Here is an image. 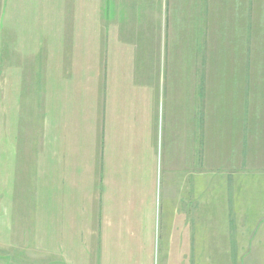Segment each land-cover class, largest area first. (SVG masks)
Returning <instances> with one entry per match:
<instances>
[{"label": "rangeland", "instance_id": "1", "mask_svg": "<svg viewBox=\"0 0 264 264\" xmlns=\"http://www.w3.org/2000/svg\"><path fill=\"white\" fill-rule=\"evenodd\" d=\"M12 1L0 0V17L2 12L3 17H7L5 9ZM87 1L69 0L65 18L72 22L63 24V30H66L63 37H54V41L59 40L53 52L47 53L40 42L32 50L24 43L16 47L14 40L5 42L0 38V264H264V156L259 154L247 160V184L240 194L235 189L231 194V189L220 188L222 179L216 173L218 186L215 188L213 219H206L200 206L196 221L186 220V234L182 221L176 219L173 173L158 177L159 203L152 221L116 217L113 228L104 234L100 227L104 219L95 218L98 208L94 199L91 200V197L95 198L93 191L80 201L79 186L72 181V178L78 179L79 173L72 171L64 150V109L59 105L52 106L50 120L47 119L46 94L50 86L48 76L46 81L42 71L43 66H47L60 79L65 81L67 78L69 63L66 58L72 47L69 44L78 34L94 32L93 28H83L86 20L93 19V13L89 15L88 10L83 9ZM115 2L120 9L112 12L111 0H103L104 20H118V26L112 29L120 33L104 26L103 58L88 59L86 67L105 62V69L107 63L114 61L116 51L122 52L121 40L116 38L121 35L130 37L136 51L143 47L140 53L145 48L151 54L157 53L162 60L165 46L168 50L175 48L171 30L174 32L176 17H181L175 13L177 4L187 5L188 10L197 8V25L204 38L210 30L217 32L215 28L223 30L218 32L216 41L225 34L224 41L219 44L212 40L208 43V39L202 38L200 66L205 68L209 63L218 66L224 62L227 68L238 69L242 52L247 69L264 66V0ZM38 7L41 8L40 3ZM217 16L221 24L210 25L209 20L214 21ZM223 16L225 24H222ZM121 22L125 25L121 26ZM87 46L89 48L91 44L87 43ZM28 62L30 65L26 66ZM16 64L27 71L25 75L26 71L20 73L19 68L16 69L19 78L22 77L20 83H15ZM102 71L98 70V73ZM248 73L249 93L253 76ZM56 94L63 97L62 85ZM56 111L59 113L55 114ZM50 146H53L51 151L48 150ZM193 228L195 232H192ZM208 230L211 238L207 236ZM209 243L213 250L208 252Z\"/></svg>", "mask_w": 264, "mask_h": 264}, {"label": "crops", "instance_id": "2", "mask_svg": "<svg viewBox=\"0 0 264 264\" xmlns=\"http://www.w3.org/2000/svg\"><path fill=\"white\" fill-rule=\"evenodd\" d=\"M115 1L111 0L112 12L120 9ZM12 2L5 9L7 17H3L4 12L0 17L2 41L14 40L16 47L24 43L32 50L40 42L47 53L53 52L57 48L56 41L66 33L63 24L68 21L65 13L69 0ZM177 5L175 13L181 17H176L174 32L171 30L175 48L168 50L165 46L162 60L157 53L151 54L145 48L140 53L143 47L136 51L130 37L121 35L116 38L121 40L122 52L116 51L114 61L107 63L105 69V62L86 67L88 59L103 58L104 26L112 29L119 22L112 18L105 22L103 0H89L83 9L88 10L89 15L93 13V19L86 20L83 28H93L94 32L73 35L83 37L82 41L74 38L68 43L72 47L69 46L67 53L66 62L70 65L65 81L43 66L42 77L47 81L48 76L50 86L46 94L47 119L51 117L52 106L63 107L64 150L72 171L79 173L78 179L72 178V181L79 186L80 201L93 191L95 198L91 200L94 199L100 213L95 218L104 219V224H100L104 234L113 228L116 217L152 221L159 203L158 177H165L167 172L175 176L176 219L182 221L186 234V220L196 221L200 206L206 219H213L218 186L216 173L222 179L220 188L231 189V194L235 189L240 194L247 184V160H251L252 155L264 156V66L244 67V52L240 54L238 69L227 68L224 62L218 66L214 63L205 68L200 66L199 45L204 33H200L197 25V8L188 10L187 5ZM124 23L121 22V26ZM209 23L221 24L220 17ZM78 24L80 26V20ZM222 24H225L224 16ZM215 30L217 32L208 31L204 38L208 43L224 41V33L216 41L218 32L223 30ZM55 36L59 39L54 41ZM87 43L91 44L89 48ZM217 49L216 46L214 57ZM17 68L20 73L26 70L17 64L14 67L15 83H20L22 77L19 78ZM98 70L103 71L98 73ZM24 73L26 75L27 71ZM247 73L253 76L249 93ZM61 85L63 97L56 94ZM52 149L50 146L48 150ZM140 213L148 215H138ZM209 232L207 236L211 238ZM212 250L209 243L207 251Z\"/></svg>", "mask_w": 264, "mask_h": 264}, {"label": "bare ground", "instance_id": "3", "mask_svg": "<svg viewBox=\"0 0 264 264\" xmlns=\"http://www.w3.org/2000/svg\"><path fill=\"white\" fill-rule=\"evenodd\" d=\"M171 52V51H170ZM186 52V51H185ZM186 62V61H185ZM170 68V67H169ZM185 69V68H184ZM199 74V73H198ZM135 79V78H134ZM209 120V119H208ZM208 125V124H207ZM180 261V260H179ZM185 261V260H184ZM185 263V262H184Z\"/></svg>", "mask_w": 264, "mask_h": 264}]
</instances>
